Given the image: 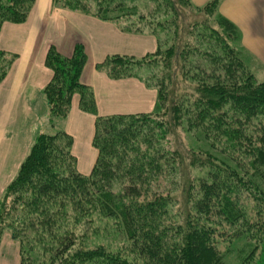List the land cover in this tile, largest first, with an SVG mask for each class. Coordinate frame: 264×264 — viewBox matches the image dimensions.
Instances as JSON below:
<instances>
[{
	"label": "trees",
	"instance_id": "16d2710c",
	"mask_svg": "<svg viewBox=\"0 0 264 264\" xmlns=\"http://www.w3.org/2000/svg\"><path fill=\"white\" fill-rule=\"evenodd\" d=\"M221 1L210 0L198 9L218 27L208 20L200 23L179 52L177 5L183 0H53L57 9L114 22L123 32L158 40L154 52L114 54L98 64L112 80L140 79L159 91L163 108L177 56L185 77L198 87L186 105L174 107L173 124L160 118L161 113L102 117L94 90L81 79L87 63L84 45H76L70 57L50 48L45 66L53 77L42 92L51 125L54 119L69 117L78 96L81 110L96 117L93 147L98 156L91 174H81L71 134L62 130L38 136L0 204V233L7 231L19 241L21 264H131L103 246L86 247L87 238L76 245L81 233L97 230L94 215L98 220L120 219L134 254L147 264H226L217 238L228 240L225 252L248 239L244 250L249 251L241 249L239 257H245L243 263L253 259L256 242L264 236V82L250 71L244 51L233 46L239 33L219 13ZM35 3L0 0V32L6 22L26 23ZM17 59L0 50V84ZM185 122L209 150H198L207 163L192 158V165L208 170L198 179L197 191L194 185L185 186L190 200L195 198L183 212L185 208L172 207L177 200L170 191L182 170L169 136L174 125Z\"/></svg>",
	"mask_w": 264,
	"mask_h": 264
},
{
	"label": "crops",
	"instance_id": "0c3cea01",
	"mask_svg": "<svg viewBox=\"0 0 264 264\" xmlns=\"http://www.w3.org/2000/svg\"><path fill=\"white\" fill-rule=\"evenodd\" d=\"M208 1L192 0L199 6ZM32 10L26 23H6L0 32V50L18 56L8 77L0 84V196L1 188L16 172L11 114L34 109L31 105L41 98L42 89L53 77V72L45 66L50 48L55 47L62 56L70 57L76 45H84L87 63L81 79L95 91L100 116L149 113L158 108L154 90L145 88L136 79L113 81L97 66L114 54L143 56L154 51L157 48L154 37L133 35L121 31L114 23L57 9L53 0H36ZM219 13L236 26L240 46L264 67V0H222ZM73 103L66 132L74 137V126L82 127L84 123L93 126L88 142L90 157L83 160L90 163L92 170L97 158L92 147L96 117L79 109V97L76 96ZM75 146L76 138L74 152L77 155Z\"/></svg>",
	"mask_w": 264,
	"mask_h": 264
},
{
	"label": "rangeland",
	"instance_id": "374dc122",
	"mask_svg": "<svg viewBox=\"0 0 264 264\" xmlns=\"http://www.w3.org/2000/svg\"><path fill=\"white\" fill-rule=\"evenodd\" d=\"M176 2H179V0H175ZM208 3V2H206ZM206 4L199 6L196 3H193L192 0L185 1L183 0L182 4L177 5V11L179 16L178 20V42L176 45L177 51L181 52L180 50L183 49V46L187 42L188 33L193 28H196L200 23L206 22V20L211 21L212 26H216L214 22L213 17H209V14H205V12H199V8H202ZM34 7V6H33ZM33 9V8H32ZM63 10V9H62ZM219 10V9H218ZM33 11V10H32ZM31 11V12H32ZM73 12V11H72ZM76 13V12H75ZM79 13V12H78ZM31 14V13H30ZM82 14V13H80ZM84 15V14H83ZM30 16V15H29ZM90 16V15H88ZM92 17V16H91ZM95 18V17H93ZM29 19V18H28ZM97 19V18H95ZM99 20V19H98ZM101 20V19H100ZM99 20V21H100ZM103 21V20H101ZM27 22V21H26ZM106 22V21H104ZM8 23V22H6ZM111 23V22H110ZM114 23V22H112ZM115 24V23H114ZM6 25V24H5ZM4 25V26H5ZM16 25V24H15ZM117 27L118 25L115 24ZM119 28V27H118ZM195 32V31H194ZM134 35V34H133ZM138 35H144V36H152L150 34H138ZM155 38V37H154ZM156 40V38H155ZM157 41V48H158V40ZM170 43L163 46V49L167 48ZM234 47L241 48L244 52H242V58L246 60V63L248 64L250 71L254 73L257 81L264 82V67H262L261 63L258 60L253 59V56L250 55L247 51H245V48L241 47L239 42L236 44L234 43ZM144 48L143 46L141 47ZM157 48L155 50H157ZM154 50V51H155ZM152 51V52H154ZM150 53V52H149ZM148 53V54H149ZM144 56V55H143ZM137 57V56H136ZM172 66L169 71V79L167 81V87H168V94H167V103L165 107L162 108L161 101L159 99V91L156 88H147L144 83L137 78L130 77L126 79L121 80H127V79H136L139 80L145 88L149 90H154L156 93V97L158 99V108L154 109L152 112H149L148 114H159L160 118H164L170 124H173V115H174V107L176 105H186V101L188 98H191V96H196L197 92V82H193L189 79H187L184 75V63H182V60L179 57H175L172 61ZM15 64V63H14ZM13 67V66H12ZM101 72V71H100ZM101 73L106 74L104 71ZM107 76V74H106ZM108 77V76H107ZM109 78V77H108ZM111 79V78H110ZM112 80V79H111ZM115 81V80H113ZM92 88V87H91ZM43 90V89H42ZM93 90V89H92ZM41 98L43 100H36L35 104H32V108L28 111H21V113L16 112L15 114H11V141H13V153H14V165L16 167V172L11 180H9L8 183H6L4 188H1L2 194L0 196V204L1 200L3 198L4 193L6 192L7 186L14 180L17 176V173L22 165L23 160L26 158V156L30 153V149L34 145V143L37 141L36 139L38 136L46 134V133H57L58 131H66V123L69 120L70 113L72 111V108L69 113V117L66 120L57 118L54 119L53 126L51 125V116L48 112V105L46 104V99L43 96V92L41 91ZM95 95V91H94ZM76 97V96H75ZM74 97V98H75ZM78 97V96H77ZM74 100V99H73ZM96 100V97H95ZM73 103V101H72ZM74 104V103H73ZM73 107V105H72ZM36 109V110H35ZM46 109V111H45ZM81 110V108H79ZM82 111V110H81ZM83 112V111H82ZM85 113V112H84ZM97 113H98V105H97ZM88 114V113H86ZM91 115V114H90ZM100 115V114H99ZM116 115H123V114H116ZM115 115V116H116ZM91 116H94L93 114ZM95 117V116H94ZM75 130L73 131V135L76 138V150L77 155L75 154L74 150V143L72 145V153L76 158L77 162V170L81 174L90 175L91 171L89 168L90 163L83 162L85 158L90 157V150H89V137L93 133V126L84 123L82 124V127L74 126ZM96 128V126H95ZM95 133V131H94ZM169 136V146L170 150L173 152H177L179 154L178 163H180L179 168L182 170L177 177L174 179L177 181V184L173 189L170 191L172 193L173 197L177 200L176 203L172 204V207L174 211H180L181 209H184L183 212L186 210L189 211L191 209L192 201L195 197H193L190 200V195L188 191H185V186L194 185L196 187L195 191H197V182L198 179L202 177V175H205L208 168L206 166H198V165H192V158L195 159H201L205 160L207 163L206 156L204 154L199 153L198 150H209V146L206 145L204 140L199 139V136H194V133L192 130H189L187 123L180 124V125H174L172 128V131ZM70 135V134H69ZM94 136V134H93ZM94 140V138H93ZM92 147H93V141H92ZM93 149L97 152L98 156V150L93 147ZM218 155V154H217ZM221 155V154H220ZM219 156V155H218ZM97 159V158H96ZM96 161V160H95ZM97 162V161H96ZM82 163V164H81ZM81 164V171H79V165ZM90 170V171H89ZM190 192V189H189ZM189 195V196H188ZM196 196L195 194H193ZM93 221L95 223L92 225L97 230L90 229L89 234H80V237L77 241V246H80V243H82L83 238H87L86 240V247L90 249L98 248V246H103L106 250V252L114 253L120 255L122 258H125L128 260L131 264H147V261L144 259H140L137 255H135L133 252V244L131 241L126 237L125 232L122 231V228L120 227V219H116L114 217H110L109 219L101 218L98 220L97 217L91 216ZM242 236V237H241ZM259 236V235H258ZM261 236V235H260ZM241 238L244 237V235H240ZM262 240H255L257 245V250L255 252V255L253 256V259L249 260L246 263H243L242 260L245 258L242 256V258L239 257V253L242 251L241 249H245L244 247H247L248 244H250V241L248 239H242L241 242L237 243L236 248L233 249V251L225 252L226 248L228 247V240L226 238H217V248L220 253H224V262L226 261V264H264V236H262ZM76 246V247H77ZM239 250V251H238ZM241 250V251H240ZM20 243L18 240H14L10 233L7 231H4L3 234L0 233V264L4 261L9 264H21L20 259ZM136 251V250H135ZM245 252H248L249 250H244ZM246 255V254H245ZM226 257V258H225ZM17 259L16 263L15 260ZM18 262V263H17Z\"/></svg>",
	"mask_w": 264,
	"mask_h": 264
}]
</instances>
